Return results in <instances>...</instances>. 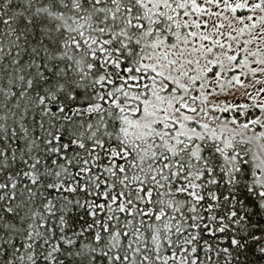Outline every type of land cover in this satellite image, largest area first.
<instances>
[{"label":"snow or ice","instance_id":"obj_1","mask_svg":"<svg viewBox=\"0 0 264 264\" xmlns=\"http://www.w3.org/2000/svg\"><path fill=\"white\" fill-rule=\"evenodd\" d=\"M0 264H264V0H0Z\"/></svg>","mask_w":264,"mask_h":264}]
</instances>
